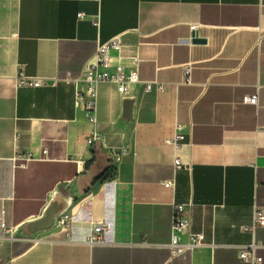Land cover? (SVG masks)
Instances as JSON below:
<instances>
[{"label":"crops","instance_id":"obj_1","mask_svg":"<svg viewBox=\"0 0 264 264\" xmlns=\"http://www.w3.org/2000/svg\"><path fill=\"white\" fill-rule=\"evenodd\" d=\"M86 15L80 19L79 15ZM196 33L205 44H193ZM119 37L124 63L140 58L138 99L126 132L114 84L97 88L90 115L76 89L99 43ZM193 66L192 85L183 67ZM22 76L50 79L21 86ZM162 83L146 93L143 83ZM260 86L261 109L244 105ZM134 92V93H135ZM134 95V94H133ZM132 97V96H131ZM185 140L175 146L178 134ZM93 135L121 160L111 177L73 200L70 233L55 226L32 238L13 230L39 216L49 194L95 160ZM27 169L18 154L34 153ZM185 165L176 169L174 161ZM93 161L89 167L86 164ZM175 178L174 187L164 186ZM208 245L171 257L175 204ZM264 208V0H0V264H241L240 246L261 243L244 230ZM108 222L110 243L85 242Z\"/></svg>","mask_w":264,"mask_h":264},{"label":"built area","instance_id":"obj_2","mask_svg":"<svg viewBox=\"0 0 264 264\" xmlns=\"http://www.w3.org/2000/svg\"><path fill=\"white\" fill-rule=\"evenodd\" d=\"M80 19H85L86 15L81 13ZM123 45L119 37H114L106 43H99L94 58L89 61L81 77L73 79L68 77L65 82L69 85H74L76 89V106L82 107L88 115L90 120L94 121L93 114L97 107V88L101 83H111L117 88V91L121 97L133 96L135 89L138 85L142 84L139 75L140 58L138 55L131 57V66L124 63V56L122 55ZM192 71L193 66L187 64L183 67V85H192ZM50 79L44 78H30L22 76L20 82L21 86H29L34 88H40L50 83ZM144 91L146 93L160 91L163 88L162 83L153 81L143 83ZM258 91L252 95H245L241 102L244 105H251L257 109H261L259 100L260 86L257 87ZM97 135H93L88 139L87 144L89 147L95 149ZM185 140L183 134H178L172 140V143L177 147L181 142ZM114 154L115 162L114 167L120 160L121 154ZM48 150L42 151L41 157H36L34 153L18 154L14 158V162L17 167L27 169L31 163L35 161H47ZM174 167L176 169L183 168L185 165L176 159L174 161ZM176 184L175 178L168 179L164 182L166 187H174ZM189 207L186 204H175V211L173 216L172 234L168 247L171 252V257H177L185 254L186 252L194 249L202 248L208 243L205 241V234L203 232H193L189 230ZM73 224V215L70 212H66L61 215L57 221V227L66 233H70ZM1 227L4 231L10 232L12 236L13 229L7 225L2 219ZM108 222L106 220H100L93 224L91 233L87 236L86 241L90 245L107 244L110 243L106 238ZM259 227H264V208L256 207L254 212L253 221L249 226H244V230L251 231L255 234V231ZM261 247V243L254 240L251 244L240 246L238 255L241 264H261L263 257L258 254V249Z\"/></svg>","mask_w":264,"mask_h":264},{"label":"water","instance_id":"obj_3","mask_svg":"<svg viewBox=\"0 0 264 264\" xmlns=\"http://www.w3.org/2000/svg\"><path fill=\"white\" fill-rule=\"evenodd\" d=\"M193 44H205V39L192 34ZM139 91L132 97H123L122 115L118 123L113 126L112 131L126 132L128 125L134 119V109L137 103ZM95 160L93 164L86 168L84 174L78 175L74 181L62 182L48 196V201L39 216L32 217L13 230L15 238H32L41 232L53 229L57 225L58 218L65 214L73 200L86 194L91 190L99 178L110 169L114 162L113 152L107 150L101 139L95 144Z\"/></svg>","mask_w":264,"mask_h":264},{"label":"trees","instance_id":"obj_4","mask_svg":"<svg viewBox=\"0 0 264 264\" xmlns=\"http://www.w3.org/2000/svg\"><path fill=\"white\" fill-rule=\"evenodd\" d=\"M92 162H93V161L87 163V164H86V167H89L90 164H91ZM112 174H113V167H111L110 169H108V170L105 172V174H104L101 178H99L97 181L107 179V178L111 177Z\"/></svg>","mask_w":264,"mask_h":264}]
</instances>
